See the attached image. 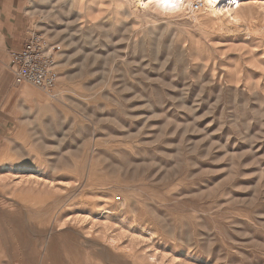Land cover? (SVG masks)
<instances>
[{
  "label": "rangeland",
  "instance_id": "obj_1",
  "mask_svg": "<svg viewBox=\"0 0 264 264\" xmlns=\"http://www.w3.org/2000/svg\"><path fill=\"white\" fill-rule=\"evenodd\" d=\"M137 1L8 2L61 51L18 85L0 33V264H264V0L248 34Z\"/></svg>",
  "mask_w": 264,
  "mask_h": 264
},
{
  "label": "built area",
  "instance_id": "obj_2",
  "mask_svg": "<svg viewBox=\"0 0 264 264\" xmlns=\"http://www.w3.org/2000/svg\"><path fill=\"white\" fill-rule=\"evenodd\" d=\"M60 51L59 44H52L44 35L32 32L20 48L10 51V68L15 83H28L50 93L60 77L57 70Z\"/></svg>",
  "mask_w": 264,
  "mask_h": 264
},
{
  "label": "bare ground",
  "instance_id": "obj_3",
  "mask_svg": "<svg viewBox=\"0 0 264 264\" xmlns=\"http://www.w3.org/2000/svg\"><path fill=\"white\" fill-rule=\"evenodd\" d=\"M244 1L245 0H176L179 4L178 10L165 13L173 14L177 11H188L195 19H198L199 14H201L205 16L214 27L221 30L235 32L242 28L245 30V34L246 32L248 34L255 30V6L253 3H247V5H245ZM137 3L138 7L142 10L146 9L143 5L147 4L148 7L150 5L149 1L146 0H138ZM160 12L163 11L160 10ZM260 30L261 29L258 31L260 32ZM22 96L31 97L33 95L26 88Z\"/></svg>",
  "mask_w": 264,
  "mask_h": 264
},
{
  "label": "crops",
  "instance_id": "obj_4",
  "mask_svg": "<svg viewBox=\"0 0 264 264\" xmlns=\"http://www.w3.org/2000/svg\"><path fill=\"white\" fill-rule=\"evenodd\" d=\"M10 1L12 0H0V33L4 35L11 33V51L20 48L29 38L31 32L22 11L15 10V13H11V5L8 3Z\"/></svg>",
  "mask_w": 264,
  "mask_h": 264
},
{
  "label": "clouds",
  "instance_id": "obj_5",
  "mask_svg": "<svg viewBox=\"0 0 264 264\" xmlns=\"http://www.w3.org/2000/svg\"><path fill=\"white\" fill-rule=\"evenodd\" d=\"M143 7L147 8L148 5L145 4ZM179 8V4L176 0H161V2L156 5L157 10H162L164 12L176 11Z\"/></svg>",
  "mask_w": 264,
  "mask_h": 264
}]
</instances>
